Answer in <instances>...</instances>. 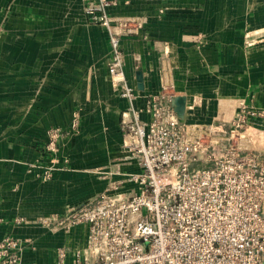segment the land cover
I'll list each match as a JSON object with an SVG mask.
<instances>
[{"label":"crops","instance_id":"obj_1","mask_svg":"<svg viewBox=\"0 0 264 264\" xmlns=\"http://www.w3.org/2000/svg\"><path fill=\"white\" fill-rule=\"evenodd\" d=\"M115 2L104 12L132 101L108 73L109 33L92 20L99 0H0V239L24 242L20 264H53L56 249L85 247L86 227L42 219H61L112 183L123 182L108 195L136 191L125 178L141 169L126 158L119 125L148 119L163 60L185 124L227 128L241 103L264 108V0ZM74 116L77 132L46 153L47 131Z\"/></svg>","mask_w":264,"mask_h":264},{"label":"built area","instance_id":"obj_2","mask_svg":"<svg viewBox=\"0 0 264 264\" xmlns=\"http://www.w3.org/2000/svg\"><path fill=\"white\" fill-rule=\"evenodd\" d=\"M115 4L99 0L102 13L92 20L109 33L108 73L119 82L120 97L132 101L119 33L104 12ZM159 74V91L144 103L148 119L134 114L119 125L122 150L141 169L125 178L136 191L108 195L123 182L112 183L61 219H42L67 231L79 225L87 230L85 247L56 249L53 264H68V258L69 264H263L264 108L241 103L227 128L188 125L176 112L168 60ZM78 126L74 116L68 128L49 129L45 152L56 155ZM24 248L18 238L0 239V264H20Z\"/></svg>","mask_w":264,"mask_h":264},{"label":"rangeland","instance_id":"obj_3","mask_svg":"<svg viewBox=\"0 0 264 264\" xmlns=\"http://www.w3.org/2000/svg\"><path fill=\"white\" fill-rule=\"evenodd\" d=\"M199 167H201V165H199V164H196L193 166V168H199Z\"/></svg>","mask_w":264,"mask_h":264},{"label":"water","instance_id":"obj_4","mask_svg":"<svg viewBox=\"0 0 264 264\" xmlns=\"http://www.w3.org/2000/svg\"><path fill=\"white\" fill-rule=\"evenodd\" d=\"M176 112H177V109H176ZM178 114V113H177Z\"/></svg>","mask_w":264,"mask_h":264}]
</instances>
